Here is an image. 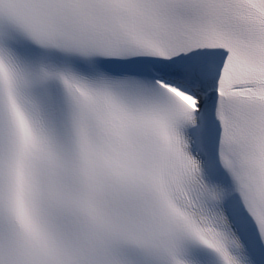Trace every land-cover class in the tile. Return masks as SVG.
<instances>
[{
  "label": "snow or ice",
  "instance_id": "1",
  "mask_svg": "<svg viewBox=\"0 0 264 264\" xmlns=\"http://www.w3.org/2000/svg\"><path fill=\"white\" fill-rule=\"evenodd\" d=\"M0 264H264V0H0Z\"/></svg>",
  "mask_w": 264,
  "mask_h": 264
}]
</instances>
